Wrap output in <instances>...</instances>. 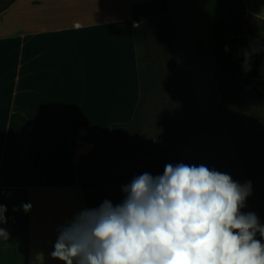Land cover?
Instances as JSON below:
<instances>
[{
	"label": "crops",
	"instance_id": "obj_1",
	"mask_svg": "<svg viewBox=\"0 0 264 264\" xmlns=\"http://www.w3.org/2000/svg\"><path fill=\"white\" fill-rule=\"evenodd\" d=\"M151 0H15L0 13V204L9 238L0 264H63L51 253L58 227L87 208L77 162L110 134L139 97L131 6ZM259 23L244 74L264 96V0H244ZM215 0H167L176 70L198 112L220 101L215 82ZM92 148V149H91ZM22 203H31L25 213Z\"/></svg>",
	"mask_w": 264,
	"mask_h": 264
},
{
	"label": "clouds",
	"instance_id": "obj_2",
	"mask_svg": "<svg viewBox=\"0 0 264 264\" xmlns=\"http://www.w3.org/2000/svg\"><path fill=\"white\" fill-rule=\"evenodd\" d=\"M225 51H228L227 47ZM245 70H249L248 55ZM124 199H105L58 227L51 253L63 264H264V225L241 211L252 193L226 173L201 164H166L122 186ZM25 213L31 203H22ZM7 207L0 204V224ZM0 237L9 233L0 228Z\"/></svg>",
	"mask_w": 264,
	"mask_h": 264
},
{
	"label": "rangeland",
	"instance_id": "obj_3",
	"mask_svg": "<svg viewBox=\"0 0 264 264\" xmlns=\"http://www.w3.org/2000/svg\"><path fill=\"white\" fill-rule=\"evenodd\" d=\"M5 1L0 0V4ZM250 23L252 29L257 31L259 23L252 19ZM164 77L165 86L159 93L160 99H155L147 110L140 141L120 147L116 152L108 147L103 148L88 161H83L82 180L85 183L101 180L97 187L86 189L90 209L99 207L105 199L114 205L120 203L124 199L122 186L129 184L134 176L145 172L153 176L162 175L166 164L182 162L190 166L203 164L209 169L229 174L240 184L251 181L252 193L241 211L254 212L263 225L264 100L251 88L242 90L243 104L237 114L238 140L232 136L230 125L221 118L209 128L199 127L194 133H186V136L182 133L175 138L173 126L181 128L189 116L198 110L185 72H167V77ZM199 120L194 122L197 124ZM164 123H167V131L163 133L159 127ZM165 134L167 145L161 146ZM151 137L159 139L158 147L146 151L143 142ZM161 147L165 150L162 151ZM256 239L264 243L259 233Z\"/></svg>",
	"mask_w": 264,
	"mask_h": 264
},
{
	"label": "trees",
	"instance_id": "obj_4",
	"mask_svg": "<svg viewBox=\"0 0 264 264\" xmlns=\"http://www.w3.org/2000/svg\"><path fill=\"white\" fill-rule=\"evenodd\" d=\"M13 1L7 0L0 4V12ZM131 16L136 23L132 29V37L137 47L139 97L131 119L127 122L112 123L108 136L101 134L93 127H88L86 135L80 137L85 141L96 142L95 149L81 156L77 162L78 182L85 192L88 209L90 207L86 189L97 187L101 180L88 183L82 180L81 165L83 161H88L92 155L103 148L108 147L112 152H116L120 147L140 141L147 110L150 109V105L154 103L155 99H160L159 93L165 86L164 76L167 77V72L178 73L172 44L173 24L168 13L167 0H151L133 4ZM251 19L245 10L244 0H215L213 54L216 67L214 77L220 101L211 111L195 112L190 115L181 128L172 125L175 138L182 133L185 136L186 133H194L199 127L209 128L220 118L230 125L234 139L240 138L237 114L243 104L242 90L246 87L251 88L264 100V96L254 87L250 77L244 74L245 56L253 36ZM262 24L264 25V21ZM226 47L228 51H225ZM194 120H199L198 125ZM159 128L164 133L167 131V123ZM157 140L159 139L154 137L145 140L143 149L150 151L153 147H158ZM165 144L167 145L166 134L160 145L165 146ZM161 148L162 151L165 150L164 147ZM262 215L261 220L264 225V213Z\"/></svg>",
	"mask_w": 264,
	"mask_h": 264
}]
</instances>
